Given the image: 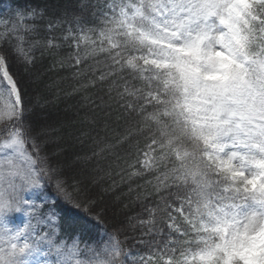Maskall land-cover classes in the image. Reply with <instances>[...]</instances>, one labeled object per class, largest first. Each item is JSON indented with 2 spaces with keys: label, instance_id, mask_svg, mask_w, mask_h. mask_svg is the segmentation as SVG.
Returning <instances> with one entry per match:
<instances>
[{
  "label": "snow or ice",
  "instance_id": "snow-or-ice-1",
  "mask_svg": "<svg viewBox=\"0 0 264 264\" xmlns=\"http://www.w3.org/2000/svg\"><path fill=\"white\" fill-rule=\"evenodd\" d=\"M48 11L31 0L0 8V264H264V0H78L64 9L77 25L65 37L76 48L69 59L96 63L83 87L106 84L129 125L116 175H151L160 197L146 218H129L146 229L139 242L148 248L131 262L127 237L107 231L91 196L104 180L99 159L115 145L94 141L77 160L95 168L69 184L70 165L48 154L44 118L26 107L12 71L59 47L39 36ZM136 136L143 145L129 143ZM61 201L86 214H62Z\"/></svg>",
  "mask_w": 264,
  "mask_h": 264
},
{
  "label": "trees",
  "instance_id": "trees-1",
  "mask_svg": "<svg viewBox=\"0 0 264 264\" xmlns=\"http://www.w3.org/2000/svg\"><path fill=\"white\" fill-rule=\"evenodd\" d=\"M9 5V0H4ZM24 3L25 0H18ZM78 0H31L33 4L46 6L48 13L43 21H39V36L41 38L54 36L55 43L59 47H41L35 52V65L29 69L13 64L12 71L20 80L24 92L26 107L41 113L44 118L45 140L47 151L53 160L70 165L65 168V178L69 184L74 182L73 178L78 176L81 169L92 172L96 166V160L90 163L78 161L77 156L91 155L95 150L94 141L100 140L103 144L115 145L106 158L99 159L103 168L97 175L104 176L99 187H93L91 196L96 200L94 211H103L104 227L109 233L120 230V240L125 241L124 248L136 258L147 256L148 248L139 242L142 229L136 224V220L129 222L130 217L146 218L143 209L154 206L160 201L153 187L155 181L151 175L134 178L131 182L127 175H116L120 168L124 167L125 154L129 151V144L122 147L117 141L129 126L124 113L117 105L107 99V85L97 82L96 87L89 85L83 87L92 80L91 74L85 75L89 67H96L95 60L87 59L81 66H75L70 56H75L76 48L71 39H65L69 29H76L75 23H69L72 19H62L65 15L64 9L69 5H76ZM94 2V0H93ZM91 19V17H89ZM52 21L54 27L50 30L48 22ZM81 56L84 55V45H81ZM103 60L104 57H98ZM102 66V65H101ZM105 97L101 105L100 97ZM139 140L143 145L144 140L140 136L133 137L130 144ZM119 156L120 167H117L116 157ZM109 165L112 169V177L104 174ZM113 180L115 185L113 186ZM151 181V183H149ZM111 188L110 191H103ZM131 189V190H130ZM49 192L55 194L54 188ZM167 195V193H164ZM60 212L64 215H85L83 208H76L72 203L65 205L63 201L58 205ZM90 215V214H89ZM144 240L151 237L144 236Z\"/></svg>",
  "mask_w": 264,
  "mask_h": 264
},
{
  "label": "rangeland",
  "instance_id": "rangeland-1",
  "mask_svg": "<svg viewBox=\"0 0 264 264\" xmlns=\"http://www.w3.org/2000/svg\"><path fill=\"white\" fill-rule=\"evenodd\" d=\"M6 10V9H5ZM21 220L23 219L22 217L20 218ZM139 261V260H138ZM131 262V261H130Z\"/></svg>",
  "mask_w": 264,
  "mask_h": 264
}]
</instances>
